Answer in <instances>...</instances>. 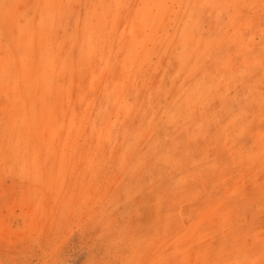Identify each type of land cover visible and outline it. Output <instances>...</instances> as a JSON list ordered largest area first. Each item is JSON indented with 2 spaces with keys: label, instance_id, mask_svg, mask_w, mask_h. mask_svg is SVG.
I'll return each instance as SVG.
<instances>
[{
  "label": "rangeland",
  "instance_id": "1",
  "mask_svg": "<svg viewBox=\"0 0 264 264\" xmlns=\"http://www.w3.org/2000/svg\"><path fill=\"white\" fill-rule=\"evenodd\" d=\"M0 264H264V0H0Z\"/></svg>",
  "mask_w": 264,
  "mask_h": 264
}]
</instances>
